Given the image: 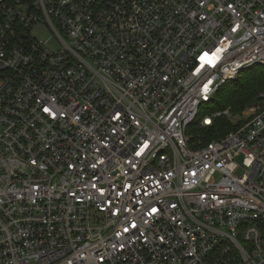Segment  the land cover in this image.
<instances>
[{
	"label": "built area",
	"instance_id": "obj_1",
	"mask_svg": "<svg viewBox=\"0 0 264 264\" xmlns=\"http://www.w3.org/2000/svg\"><path fill=\"white\" fill-rule=\"evenodd\" d=\"M254 65L264 0H0V264H264Z\"/></svg>",
	"mask_w": 264,
	"mask_h": 264
},
{
	"label": "trees",
	"instance_id": "obj_2",
	"mask_svg": "<svg viewBox=\"0 0 264 264\" xmlns=\"http://www.w3.org/2000/svg\"><path fill=\"white\" fill-rule=\"evenodd\" d=\"M242 75L245 76L243 80L240 77ZM259 92H264V65H254L241 71L238 79L226 82L211 101L214 103L213 107L218 108L216 112L229 108L232 114H240L245 107L255 102ZM236 126L227 116L220 115L210 127L202 129L200 133L204 131L203 139L208 142L213 137L223 136Z\"/></svg>",
	"mask_w": 264,
	"mask_h": 264
},
{
	"label": "rangeland",
	"instance_id": "obj_3",
	"mask_svg": "<svg viewBox=\"0 0 264 264\" xmlns=\"http://www.w3.org/2000/svg\"><path fill=\"white\" fill-rule=\"evenodd\" d=\"M32 32L34 34V36L39 39V40H45V39H48L49 37H51V33L49 32V30L43 28V27H36L34 29H32ZM49 48L50 49H55L56 48V43L55 42H51L49 44ZM239 76V75H238ZM238 76L234 79V80H231V81H236L238 79ZM242 77V80L244 79V75L240 76ZM239 77V78H240ZM262 101H264V92H259L258 95H257V98L255 100V102H253L252 104L248 105L247 107H245L242 112L240 114H232L230 111H229V108L225 109L228 113L227 114H224L225 116H227L234 124H237V126L233 129L235 130L236 128H238L242 123H243V118L245 117V115L248 113V109L251 108L253 105L255 104H259L261 103ZM214 103L213 101H209L207 103H204L200 109V114L198 115V120L204 115V114H208V113H211V112H216L215 110H218V108L216 107H213ZM195 128H193L192 130H194ZM201 131V130H200ZM200 131H199V134H200ZM232 131V130H231ZM194 133V132H193ZM229 133V132H228ZM203 134H204V131L201 133L202 137H203ZM227 134V133H226ZM225 135V134H224ZM220 137V136H219ZM216 137H213L211 138L214 139ZM205 140V139H204Z\"/></svg>",
	"mask_w": 264,
	"mask_h": 264
},
{
	"label": "snow or ice",
	"instance_id": "obj_4",
	"mask_svg": "<svg viewBox=\"0 0 264 264\" xmlns=\"http://www.w3.org/2000/svg\"><path fill=\"white\" fill-rule=\"evenodd\" d=\"M45 111H47V109H45Z\"/></svg>",
	"mask_w": 264,
	"mask_h": 264
}]
</instances>
